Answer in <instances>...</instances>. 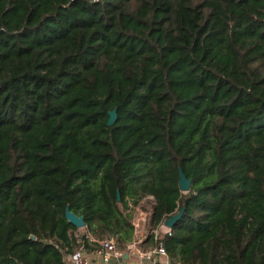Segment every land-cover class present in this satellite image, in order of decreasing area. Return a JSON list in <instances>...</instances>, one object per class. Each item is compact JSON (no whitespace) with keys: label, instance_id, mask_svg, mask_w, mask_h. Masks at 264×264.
<instances>
[{"label":"trees","instance_id":"16d2710c","mask_svg":"<svg viewBox=\"0 0 264 264\" xmlns=\"http://www.w3.org/2000/svg\"><path fill=\"white\" fill-rule=\"evenodd\" d=\"M148 196L172 264H264V0H0V264L124 250Z\"/></svg>","mask_w":264,"mask_h":264},{"label":"built area","instance_id":"2783aa9c","mask_svg":"<svg viewBox=\"0 0 264 264\" xmlns=\"http://www.w3.org/2000/svg\"><path fill=\"white\" fill-rule=\"evenodd\" d=\"M145 199H149L154 204L153 196H148ZM135 209L137 212L133 217V239L128 243L126 249H119L116 243V238L111 237L99 241V245L93 252L95 254L94 257L89 255L88 250L81 248L76 251L74 250L71 253H66L65 255H68L67 259L71 261L72 264H109L113 258L119 259L123 258L125 253H133L141 262L144 259H149L152 261V264H172L164 243L161 240V236L172 234V228L166 226L163 221L157 228L148 231L146 228L147 219L153 209L150 212L142 210L139 207H136ZM152 234H154L155 240L157 241L156 246L149 249L143 248V243L149 239ZM76 236L80 237V235ZM87 236L89 235L87 234ZM90 240L94 241L93 238ZM66 250H68V248H65V251Z\"/></svg>","mask_w":264,"mask_h":264},{"label":"water","instance_id":"95a60500","mask_svg":"<svg viewBox=\"0 0 264 264\" xmlns=\"http://www.w3.org/2000/svg\"><path fill=\"white\" fill-rule=\"evenodd\" d=\"M109 114H110V117L108 120V124L113 125L116 122L117 117H118L117 108L111 110ZM179 173H180V187L183 191H188L191 187L192 180L186 176L182 168H180ZM184 210L185 208L183 207L178 213L174 214L170 218L165 219L164 220L165 225L171 228L174 227L177 221L182 218ZM65 216L67 220L73 225H75L77 228H83L86 225L84 216L78 215L77 213H75L73 210L70 209V206H67L66 211H65ZM32 237L34 238L35 236L32 235ZM127 256H128V253H125L124 257H127ZM121 259L123 258H119V260Z\"/></svg>","mask_w":264,"mask_h":264},{"label":"crops","instance_id":"0c3cea01","mask_svg":"<svg viewBox=\"0 0 264 264\" xmlns=\"http://www.w3.org/2000/svg\"><path fill=\"white\" fill-rule=\"evenodd\" d=\"M86 234L85 228L84 231H81L80 234H78L77 232H75V236L76 235H80L81 238H83ZM89 235V234H88ZM87 250V249H86ZM94 250H88V253L91 257H94L95 254L93 253ZM125 256V254H124ZM68 255H65V260H66V264H72L71 261H69L67 259ZM109 264H152V261L149 259H144L142 262L138 259V257L133 254V253H128L127 257H123V259L119 260V259H115L113 258Z\"/></svg>","mask_w":264,"mask_h":264},{"label":"rangeland","instance_id":"374dc122","mask_svg":"<svg viewBox=\"0 0 264 264\" xmlns=\"http://www.w3.org/2000/svg\"><path fill=\"white\" fill-rule=\"evenodd\" d=\"M137 207H139V208L142 209V210H145V211L150 212V211H152V209H153V203H152V201H150L149 199H145V200L142 201L141 204L138 205ZM136 212H137V210L135 209L134 214H135ZM84 228H85V227H83V228H78L75 232H77L78 234H80L81 231H84ZM146 228H147V227H146ZM147 230L149 231L148 228H147Z\"/></svg>","mask_w":264,"mask_h":264}]
</instances>
